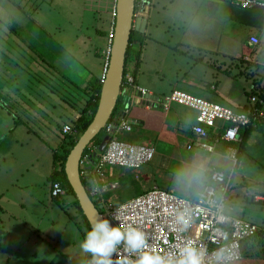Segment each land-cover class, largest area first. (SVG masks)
<instances>
[{"label":"crops","instance_id":"obj_1","mask_svg":"<svg viewBox=\"0 0 264 264\" xmlns=\"http://www.w3.org/2000/svg\"><path fill=\"white\" fill-rule=\"evenodd\" d=\"M148 3V25L145 34H143L146 38L145 43L143 47H140V41L136 40L133 46L135 53L141 52L140 62L135 57L128 60L125 79L127 77L134 78L136 84L147 89L151 99L157 102H163L174 91H183L208 101L215 99L218 104L225 107L229 105L232 109L247 110L249 98L248 104L240 103L236 95V80H240L238 83L253 84L250 71L231 70L228 67L235 65L236 60L252 64L249 60L258 54L256 51L258 47H251L249 40L252 36H257L264 45V28H255L249 38L239 41L235 19L229 17L233 25V28L229 27V30L221 20L225 17L222 11L228 10L230 6L236 7L234 5L218 1L213 4L214 2L198 0H149ZM213 6L219 10L218 13L210 10ZM190 7L193 10L204 8L205 13L199 15L200 12L197 10L190 14L188 9ZM185 49V53H188L191 58V65L189 63L184 65L185 63L182 62L183 69L176 72V78L169 86H155L154 82L157 83L161 79L163 70L169 67L168 57L163 55L168 51L170 53L174 50L182 52ZM63 55H54V60L50 55L49 59L46 56L42 58L53 62L49 67H46L47 69L53 68L55 73V75H49L50 78H46L50 82L47 85H43V79L48 73L43 69V66H40V62L33 63V60H42L38 54L8 53V57H1L4 61L9 62L10 68L6 66L4 70L0 67V116L4 117L0 121V204H8L10 207L12 201L9 200L10 193L8 196L7 193L13 186L17 187L16 183L23 185L21 180L25 179L26 169H19L15 172L7 166V161L13 159L12 154L15 155V147L20 144L24 146L32 139L29 131L26 138L21 135L16 138L15 135L19 130L17 125L20 124L21 127H25L26 130L29 128L31 131H41L40 128L43 126V132L51 134V141L58 145L56 150L58 152L59 149H64L68 142L67 136L63 134L64 127L74 126L77 119L84 116V110L89 106L93 92V79L90 82L91 87L87 88L86 85L81 86L74 82V79L66 77L67 81L72 82L85 95L82 97L77 96L72 88L67 87L69 82L63 86L60 85L59 76L61 74L58 72V65L60 64V67L65 69L71 66L68 63L70 58L67 60ZM45 59L42 63H46ZM64 59L67 64L61 62ZM19 60L21 64H18ZM225 60H230L231 64L229 65ZM259 62L258 59L253 61L256 65H261ZM31 66H37L40 73L38 79L42 85L36 88L30 87V84H27L20 76V72L30 71ZM186 67H188L187 70ZM145 73L147 76L149 75V80H153L149 86L142 82V75ZM195 74L199 76L196 77ZM180 75L181 78H179ZM12 76L16 81L11 80ZM134 95L131 87L123 86L114 123L118 124L125 119L131 123L132 132H121L119 137L131 143L152 146L155 148L156 154L154 159L139 171L129 172L120 168L111 171L110 178L112 177L119 183L117 189L129 185H136L138 188L130 200L155 188L178 196H180L179 193H186L185 198H191L195 187L204 188L213 172L229 173L234 171V174H237L235 167L239 164H235L231 156V149L237 152L236 159L241 158L247 150L251 152V155L253 154L252 147L246 142V139L250 135V129L252 130L256 126L243 132V143L240 144L243 147L241 146V148H238L239 145L236 147V144L233 143L223 141L215 143L214 140H210L208 143L212 149L210 151L203 150L196 144L197 138L192 133L196 124V113L193 110L176 104L167 111L157 103L147 106L137 104L134 102ZM84 98H86L85 102L82 100ZM258 125L264 127V122L258 123ZM56 151L51 149L50 152L54 163ZM54 163L50 166L49 176L54 173ZM28 172L30 174L29 169ZM26 179L28 183H32L36 178L30 176ZM25 188L28 192L31 191L29 186ZM18 189L23 191V188ZM258 199L257 203H264L263 198L258 197ZM236 201H228L229 213L246 219L243 216L246 208L239 207ZM56 207L62 210L60 205H56ZM53 208L54 206L51 205V209ZM4 213H10V211L1 207L0 215ZM42 236H38L36 239L31 238L32 241L28 239L26 242L40 243ZM66 238L65 235L59 236L58 243L64 244L67 249L80 244L81 241L75 243V241ZM46 239L49 237L45 236L44 240ZM249 242H253V244H248ZM249 242L245 243L243 247L245 259L233 264H264V253H258L261 249L257 248V242L254 240ZM31 256L34 257L37 254L31 253ZM72 261L69 250H60V255L51 259L49 264H72Z\"/></svg>","mask_w":264,"mask_h":264},{"label":"rangeland","instance_id":"obj_2","mask_svg":"<svg viewBox=\"0 0 264 264\" xmlns=\"http://www.w3.org/2000/svg\"><path fill=\"white\" fill-rule=\"evenodd\" d=\"M198 1H209L216 4L213 0ZM116 2L117 0H0V46L3 47L4 51L9 50L6 54H38L40 59L44 57L41 54H46L47 59L50 56L53 58L54 55L64 54V58L67 60L70 58L68 63L71 66L65 69L60 67V64L58 65V72L61 74L59 76L60 85L63 86L69 82L66 79L69 77L74 79L77 84L86 85L87 88H90L92 79L93 82L101 80L105 72L109 49L108 35L114 29ZM228 8V10L222 11L226 17V20L225 17L221 19L222 24H226L229 30V27L233 28L231 19H235L239 41H245L249 38L255 28H264L262 10L246 11L233 6ZM188 9L190 14L197 10L200 12L199 15L205 13L204 8L193 10L190 7ZM210 10L214 13L219 12L214 6ZM256 51L258 54L255 57L251 60L247 58L252 64L243 60H236L235 65L228 68L231 70H249L251 79L253 78L254 81L253 84L259 86L257 97L261 98L264 94L263 42ZM185 52L186 49L182 52L174 50L172 53L168 51L163 55L168 57L169 67L163 70L161 79L157 83L154 82L155 86H169L175 80L177 71L183 69L187 63L191 65V58ZM44 59L41 61L33 60V63L40 62V66H43V69L48 73L43 79V85H47L50 84L47 80L50 78L49 75H55V73L53 68H46L53 62L45 59L46 63H42ZM257 59L260 60L261 65L253 63ZM225 61L229 65L231 64L230 60ZM61 62L67 64L65 59ZM182 62L185 64L182 65ZM18 64H21L20 60ZM6 66L10 68L9 62L0 57V67L5 70ZM187 69L188 67H186ZM260 70L261 73H259ZM20 76L27 84H30V87L36 88L42 85L38 79L40 73L37 66H31L30 71L20 72ZM195 76L198 77L199 75L195 74ZM148 77L147 73L142 75V82L146 83L147 86L153 81L152 79L149 80ZM12 81H16L15 78ZM236 81L238 100L240 103L248 104L250 84L238 83L240 80ZM67 87L72 88L77 96H85L72 82L67 83ZM57 88L59 87L57 86ZM82 100L85 102L86 98ZM210 101L218 103L215 99H210ZM227 107L232 109L229 105ZM241 110L246 111L245 109ZM3 118L0 116V121ZM17 126L19 130L15 135L16 138L18 135L26 138L29 131L32 139L24 146L20 144L15 147V155L12 154L13 159L7 161V166L15 172L19 169H26V172H24L25 179L21 180L23 185L16 183L17 187H15L11 183L13 188L7 193V196L10 193L9 200L12 201L10 207L8 204H0V208L3 207L10 211V213L0 215V264H49L51 259L60 255V250L71 252L74 261L72 264H83L85 252L82 250L81 244L86 238L87 229L78 207H76L75 198L67 195L60 198L62 204L59 205L62 210L56 207L55 199L51 198V187L55 183H53L54 173L49 176L50 166L54 163L50 152L51 149L56 151L58 145L51 141V134L43 132V126L40 128L41 131H31L29 128L26 130L20 124ZM259 126L253 128V131L250 130V135L246 139V142L252 147L253 154L251 155V152L247 150L241 158H237L239 165L235 167L237 174H234L233 187L228 195V201L237 200L236 203L239 207L246 208L245 215H243L245 220L264 226V203H257L258 197L264 199V127ZM104 134L103 131L99 137L103 138ZM68 143L64 149L56 151V156H60L64 150L70 149ZM30 176L36 178L32 183H28L26 179ZM26 186L30 187V192L26 190ZM18 188H23V191ZM137 191L136 185H129L112 191L105 197L113 206H119L131 201L132 194ZM179 195L185 197L186 193H179ZM51 205L54 206L53 209H51ZM80 234H83L82 238ZM64 235L67 237L66 239L75 241V243L81 240L80 244L67 249L64 244L58 243L59 236L63 237ZM38 236H42L40 243L26 242V240L36 239ZM45 236L49 239L44 240ZM248 244H253V242ZM31 253H35L37 256L32 257Z\"/></svg>","mask_w":264,"mask_h":264},{"label":"built area","instance_id":"obj_3","mask_svg":"<svg viewBox=\"0 0 264 264\" xmlns=\"http://www.w3.org/2000/svg\"><path fill=\"white\" fill-rule=\"evenodd\" d=\"M148 1L136 0L135 19L148 17ZM215 1L245 10L260 8L264 13V0ZM113 38L114 29L109 34L108 58L102 82L108 69ZM249 43L253 48L261 45L257 36H252ZM124 85L132 88L137 104L147 106L157 103L166 111L176 104L193 110L196 124L192 133L197 138L196 144L203 150L212 149L208 143L210 140L240 145L243 143L244 130L264 122V101L257 97L259 86L255 84L250 85L249 108L246 111L231 109L183 91H174L163 102H157L151 99L147 89L136 84L134 78L124 79ZM104 131L106 135H112L104 152H99L100 146L90 145L80 162L81 179L103 219L112 221L117 227L131 225L140 229L147 237V250L155 249L162 256L178 259L181 249L191 245L203 253L202 264H233L245 259L244 244L263 235L264 228L229 213L228 195L233 187L234 171L229 174L213 172L196 200L155 188L124 205L113 206L105 197L119 187V183L110 178L111 171L117 168L129 172L139 171L154 159L156 151L152 146L131 143L119 137L121 132H132L131 123L125 119L119 125L109 123ZM75 133L74 126L63 129L66 136ZM230 151L237 164V152ZM65 195L62 185L55 183L52 198L58 199ZM117 252L132 261L139 256L138 253L127 252L123 243L117 247ZM112 258L115 262L117 253H113Z\"/></svg>","mask_w":264,"mask_h":264},{"label":"water","instance_id":"obj_4","mask_svg":"<svg viewBox=\"0 0 264 264\" xmlns=\"http://www.w3.org/2000/svg\"><path fill=\"white\" fill-rule=\"evenodd\" d=\"M135 10L136 0H117L114 38L107 73L102 82L99 106L92 123L68 155L65 165L67 180L90 227L95 222L104 219L81 179L80 162L87 148L104 131L117 108L125 79L126 58L132 33L137 32L143 35L147 29L148 18L139 17L135 19ZM111 136H105L102 145L99 147V152H104ZM90 264H95L93 257Z\"/></svg>","mask_w":264,"mask_h":264},{"label":"clouds","instance_id":"obj_5","mask_svg":"<svg viewBox=\"0 0 264 264\" xmlns=\"http://www.w3.org/2000/svg\"><path fill=\"white\" fill-rule=\"evenodd\" d=\"M121 243L127 252L138 253V259L132 261L128 257L120 256L117 247ZM81 248L92 255L95 264H202L203 256L201 251L191 245L181 249L178 259L162 256L155 249L148 251L147 237L143 231L131 225L126 228L113 226L108 219L99 220L92 225ZM113 253H117L115 262Z\"/></svg>","mask_w":264,"mask_h":264},{"label":"trees","instance_id":"obj_6","mask_svg":"<svg viewBox=\"0 0 264 264\" xmlns=\"http://www.w3.org/2000/svg\"><path fill=\"white\" fill-rule=\"evenodd\" d=\"M114 27H115V19H114ZM108 37H109V35H108ZM136 40H139L140 41V47H143L146 38H145L144 35H141V34H139L137 32H133L132 33L131 40H130V47L128 49L127 58H126V61L127 62H128V60L130 58L134 57L135 54H136V57H135L136 60L138 62H140L141 52L135 53V51L133 49V46H134V43H135ZM27 45H28V42H27ZM7 52H9V50L4 51L3 47L0 46V57H5V58L8 57L7 54H6ZM41 55L45 56L46 54H41ZM2 79L4 80V77L3 76H2ZM123 85H124V83H123ZM101 90H102V80H99L97 82L95 81L93 83V92H92V95H91V98H90V101H89V106L84 110V116L83 117L82 116L79 117L77 119V122L74 125V127L76 129L75 135L67 136V139H69L68 145L70 146V149L68 151L64 150L63 153H62V155H60V156H56L57 155L56 154L55 155V163H54L55 172H54V181H53V183H60L62 185V187L64 188L67 196H74L76 207H78L79 213L82 216V219H83L84 224L86 226L87 232L91 229V227H90V225H89L86 217L84 216V214L82 212V209H81V207L79 205V202L76 199V196H75V194H74V192H73V190H72V188H71V186H70V184H69V182L67 180V177H66V174H65V165H66V161H67L68 155L70 154V152L72 151V149L77 144L79 138L88 129V127L90 126V124L92 123V121H93V119H94V117L96 115V112H97V109H98V106H99ZM260 99H262L264 101V94L262 95V97ZM119 100H120V98H119ZM118 107H119V101H118L117 108L115 109V112L113 113V115H112L111 120H110L109 123H114L115 122V120H116V113H117ZM248 129H250V128H248ZM104 138H105V134H104L103 138L97 137L91 143V145L101 146L102 143H103ZM235 146L237 147V145H235ZM241 146L242 145H239L238 148H241ZM53 185L51 187V190L53 189ZM202 190H203V188H201L200 186H196L195 189H194V191H193V196L190 199L196 200L197 199V195L200 192H202ZM60 198H62V197H60ZM60 198L54 200L57 205L62 204V202L60 203V200H61ZM261 227L264 228V226H262V225H261ZM263 236H264V234L261 235L260 237L254 238V241L257 242V248L261 249V250H259L258 253H261V252L264 253V251H263L264 250V240H259V239L263 238ZM0 240H1V236H0ZM262 248H263V250H262ZM91 259H92V255L90 253H85V263L84 264H90Z\"/></svg>","mask_w":264,"mask_h":264}]
</instances>
